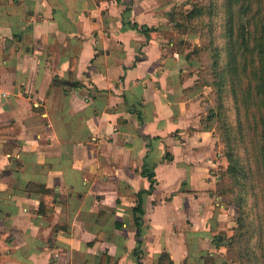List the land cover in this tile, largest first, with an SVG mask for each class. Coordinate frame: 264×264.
<instances>
[{
	"label": "crops",
	"instance_id": "obj_1",
	"mask_svg": "<svg viewBox=\"0 0 264 264\" xmlns=\"http://www.w3.org/2000/svg\"><path fill=\"white\" fill-rule=\"evenodd\" d=\"M168 15L159 0H0V264L221 257L235 210L215 194L214 103L160 32Z\"/></svg>",
	"mask_w": 264,
	"mask_h": 264
},
{
	"label": "trees",
	"instance_id": "obj_2",
	"mask_svg": "<svg viewBox=\"0 0 264 264\" xmlns=\"http://www.w3.org/2000/svg\"><path fill=\"white\" fill-rule=\"evenodd\" d=\"M177 15L174 9L168 16L175 26ZM183 17L193 20L201 34L197 51L206 53L207 64L198 80L214 92L215 107L208 116L215 118L216 137L224 146L217 155L215 194L225 199L220 185L227 179L231 204L238 210L236 225L226 230V247L234 254L229 261L264 264V0L194 1ZM131 26L146 37L155 31L136 22ZM189 46L184 47L186 58L193 51ZM147 176L153 188V173ZM26 189L48 191L35 183H28ZM136 210L141 213L140 205ZM134 222L140 225L138 215ZM210 257H205V264H213ZM106 258L112 260L104 253L101 259Z\"/></svg>",
	"mask_w": 264,
	"mask_h": 264
},
{
	"label": "rangeland",
	"instance_id": "obj_3",
	"mask_svg": "<svg viewBox=\"0 0 264 264\" xmlns=\"http://www.w3.org/2000/svg\"><path fill=\"white\" fill-rule=\"evenodd\" d=\"M194 1H200V0H159V3L161 4V6H165V4H168V9H169V14L173 12L174 9L178 10V12L180 13V15L176 16V19L178 20L179 25L175 26L174 22H171L169 20L168 17V22H167V27H164L158 31L163 32L165 34H168L170 36V39H174V42L176 44V49L180 50L182 53L185 50V45L187 46V43L190 49H193V51L191 52V54L188 55L189 59H192L194 62L192 64V66H195V69L193 70V72L196 73V81L198 83L199 82V74L205 73V66H206V59H207V55L205 52H198V46L202 43V39H201V34L196 30L195 27V22L192 21H187L184 17H183V12L188 10L190 8V3L194 2ZM169 16V15H168ZM185 56V55H184ZM201 84V83H200ZM202 85V84H201ZM210 88V92L208 93V97L212 100V102L214 103V107H215V100H214V92L212 91L210 86H207ZM216 127V126H215ZM215 133H216V129H215ZM215 135L218 136V134L216 133ZM219 144L222 146L221 148V152L224 148L223 144L218 141ZM229 182L227 179H222L221 181V185L220 188L225 190L224 192V200H221V204L226 208L231 207L232 209L235 210V215L233 217V219H231V227L236 225V214L238 212L237 208L235 207V205L233 206L232 204V199H231V194H230V186H229ZM217 189V188H216ZM218 191V189H217ZM232 203V204H231ZM230 227V228H231ZM220 252L219 254L221 255L220 258H215V257H210L211 258V262L213 264H224L225 261H227V264H230L231 261L230 258H234V254L230 253L227 250L226 244L228 242V235L226 232V229L223 231H220ZM218 242V241H217ZM204 264H205V259L203 260Z\"/></svg>",
	"mask_w": 264,
	"mask_h": 264
},
{
	"label": "water",
	"instance_id": "obj_4",
	"mask_svg": "<svg viewBox=\"0 0 264 264\" xmlns=\"http://www.w3.org/2000/svg\"><path fill=\"white\" fill-rule=\"evenodd\" d=\"M220 237H218V239H219Z\"/></svg>",
	"mask_w": 264,
	"mask_h": 264
}]
</instances>
